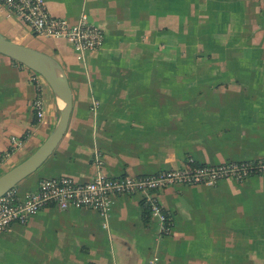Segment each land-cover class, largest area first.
Segmentation results:
<instances>
[{"label": "crops", "instance_id": "1", "mask_svg": "<svg viewBox=\"0 0 264 264\" xmlns=\"http://www.w3.org/2000/svg\"><path fill=\"white\" fill-rule=\"evenodd\" d=\"M53 16L83 14L104 32L78 58L65 39L36 36L0 5V33L63 67L72 106L49 157L13 190L40 179L90 181L197 164L264 159V0H44ZM30 70L0 54V175L47 137L57 107L43 86L44 117L31 109ZM242 76H245L246 81ZM226 77V78H225ZM158 192L168 235L144 220L142 195L112 196L106 218L89 208L48 206L0 232V264H264V175Z\"/></svg>", "mask_w": 264, "mask_h": 264}, {"label": "built area", "instance_id": "2", "mask_svg": "<svg viewBox=\"0 0 264 264\" xmlns=\"http://www.w3.org/2000/svg\"><path fill=\"white\" fill-rule=\"evenodd\" d=\"M0 5L15 13L34 35L68 41L78 58L85 52L98 51L103 45V30L89 23L85 14L77 22L71 23L65 18L53 16L44 0H0ZM29 79L36 88L31 109L36 121L40 122L45 109L43 86L47 84L39 74L31 70ZM23 139L24 137L11 136L10 146L0 156V161L9 157L23 143ZM252 175H264V159L222 164H197L188 159L181 167L152 174L111 177L97 173L86 182H76L68 176L42 178L36 190L22 199L16 196L13 189L0 196V232L14 223L26 224L31 216L48 206L59 211L89 208L106 218L111 208L112 196L139 193L150 217L158 222L159 234L164 236L171 232L172 219L158 200L159 191L172 184L214 185L221 179L242 181ZM149 264H158V257L152 256Z\"/></svg>", "mask_w": 264, "mask_h": 264}, {"label": "water", "instance_id": "3", "mask_svg": "<svg viewBox=\"0 0 264 264\" xmlns=\"http://www.w3.org/2000/svg\"><path fill=\"white\" fill-rule=\"evenodd\" d=\"M0 54L39 74L48 85L57 107L56 122L45 140L25 159L0 175V196L33 173L51 155L69 121L72 97L67 76L53 56L17 43L0 33Z\"/></svg>", "mask_w": 264, "mask_h": 264}, {"label": "trees", "instance_id": "4", "mask_svg": "<svg viewBox=\"0 0 264 264\" xmlns=\"http://www.w3.org/2000/svg\"><path fill=\"white\" fill-rule=\"evenodd\" d=\"M14 61V60H13ZM19 64V63H18ZM21 65V64H19ZM22 66V65H21ZM143 209H142V216L143 219L146 221L150 218L149 210L148 208L142 203Z\"/></svg>", "mask_w": 264, "mask_h": 264}, {"label": "rangeland", "instance_id": "5", "mask_svg": "<svg viewBox=\"0 0 264 264\" xmlns=\"http://www.w3.org/2000/svg\"><path fill=\"white\" fill-rule=\"evenodd\" d=\"M245 76H242V78H243V80H245L246 81V78H244ZM226 78V77H225ZM48 86V85H47ZM250 177V176H249ZM257 177H262V175H260V176H257Z\"/></svg>", "mask_w": 264, "mask_h": 264}]
</instances>
